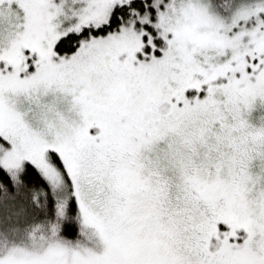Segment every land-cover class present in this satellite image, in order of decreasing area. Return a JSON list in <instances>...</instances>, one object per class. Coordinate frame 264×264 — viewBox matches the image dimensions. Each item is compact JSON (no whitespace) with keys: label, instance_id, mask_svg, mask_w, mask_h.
<instances>
[{"label":"snow or ice","instance_id":"obj_1","mask_svg":"<svg viewBox=\"0 0 264 264\" xmlns=\"http://www.w3.org/2000/svg\"><path fill=\"white\" fill-rule=\"evenodd\" d=\"M0 264H264V0H0Z\"/></svg>","mask_w":264,"mask_h":264}]
</instances>
